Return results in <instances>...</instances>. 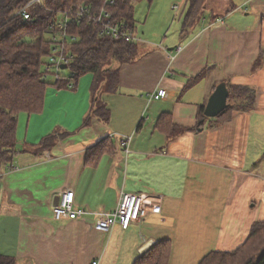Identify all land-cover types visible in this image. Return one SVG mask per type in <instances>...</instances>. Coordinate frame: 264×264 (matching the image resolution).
<instances>
[{
	"label": "crops",
	"instance_id": "1",
	"mask_svg": "<svg viewBox=\"0 0 264 264\" xmlns=\"http://www.w3.org/2000/svg\"><path fill=\"white\" fill-rule=\"evenodd\" d=\"M186 6L145 4L136 52L113 64L116 89L102 91L108 122L94 117L83 125L92 74L76 88L48 87L43 111L19 114L25 149L0 174L1 255L17 264H134L169 239V264H198L211 251L237 249L264 220V0H205L184 30ZM222 82L253 86L255 104L201 125L199 111ZM159 88L168 96L152 99ZM163 116L171 123L162 128ZM55 130L66 136L35 151ZM106 139L115 146L87 161ZM67 188L87 212L56 219L53 207ZM122 191L160 196L161 212L127 228L97 229V212L113 210Z\"/></svg>",
	"mask_w": 264,
	"mask_h": 264
},
{
	"label": "trees",
	"instance_id": "2",
	"mask_svg": "<svg viewBox=\"0 0 264 264\" xmlns=\"http://www.w3.org/2000/svg\"><path fill=\"white\" fill-rule=\"evenodd\" d=\"M32 0H0V168H11L19 148L17 137L18 118L21 112H41L44 109L47 89L50 85L57 89L76 88L80 79L93 75L91 92L93 99L90 111L84 117L83 125L88 126L94 117L108 122L111 112L102 100V91L116 89L118 68L114 63L129 61L136 52V41L114 40L100 35V30L88 22L75 19L80 6L89 7L91 11L99 10L105 0H43L42 4L34 2L30 6V18H25L21 9ZM135 0L109 1V9L114 19L124 21L136 31L134 18ZM152 3L154 0H148ZM205 0H187L183 29L188 30L201 17ZM70 11L69 31L79 39L67 44L74 54L73 61L67 68L61 67L59 78L51 83L49 76H44L47 58L55 53L57 44L52 34L58 31L56 25L63 17V12ZM54 28V29H53ZM50 35V38L47 36ZM65 69L69 73H64ZM53 73V72H51ZM230 91L228 108L217 117H227L233 110H248L255 104L256 89L249 85L228 84ZM205 107L199 111V121L207 117ZM171 120L163 116L161 127L169 126ZM167 133L175 130L172 124ZM56 130L45 136L38 145L37 152L51 149L57 142ZM115 142L106 139L88 151L87 161L110 151ZM25 149V148H24ZM171 240L154 243L139 256L134 264H169ZM0 264H17L10 256L0 254ZM198 264H264V220L256 221L247 240L235 250L209 252Z\"/></svg>",
	"mask_w": 264,
	"mask_h": 264
},
{
	"label": "built area",
	"instance_id": "3",
	"mask_svg": "<svg viewBox=\"0 0 264 264\" xmlns=\"http://www.w3.org/2000/svg\"><path fill=\"white\" fill-rule=\"evenodd\" d=\"M109 1L114 2V0H105L103 6L97 11H91L89 7L85 6L78 7L75 19L79 23L80 21H85L98 28L101 36L128 42L136 41L135 31L128 27L124 21L114 19L113 13L108 6ZM34 2L42 4L43 0H32L23 7L21 12L25 18L31 17L30 6ZM72 14L73 12L71 13L70 11L67 13L63 12L62 19L56 25L58 31L52 34V39L56 42L57 48L55 53L49 57V62L45 66L44 76L46 78L50 74H53L56 79L59 78L62 65L68 66L73 61L74 54L68 50L67 44L75 42L79 38L72 35L69 31ZM180 49L181 47L178 48V50ZM167 96L168 91L165 88H159L150 97L157 100ZM128 142V140L123 139V146H127ZM1 173L2 170L0 168ZM161 202L162 199L158 195L122 191L118 205L113 210L97 212L96 228L103 231H110L117 225L127 228L132 223L141 221L149 212L160 213L162 210ZM86 212L85 209L76 207L74 191L69 188L61 191L59 201L53 207L56 219H76L83 216ZM93 264H97V261Z\"/></svg>",
	"mask_w": 264,
	"mask_h": 264
},
{
	"label": "water",
	"instance_id": "4",
	"mask_svg": "<svg viewBox=\"0 0 264 264\" xmlns=\"http://www.w3.org/2000/svg\"><path fill=\"white\" fill-rule=\"evenodd\" d=\"M67 68V65H62ZM229 88L226 82L220 83L211 94L207 105L205 106V115L207 117H217L228 108Z\"/></svg>",
	"mask_w": 264,
	"mask_h": 264
},
{
	"label": "rangeland",
	"instance_id": "5",
	"mask_svg": "<svg viewBox=\"0 0 264 264\" xmlns=\"http://www.w3.org/2000/svg\"><path fill=\"white\" fill-rule=\"evenodd\" d=\"M148 3H149L148 0H135L134 1V18H135V21H136L135 26H137V30H138V31H135L136 39L141 37V34H142L141 24L144 22V19H145L144 7H145V4H148ZM173 10L175 11L176 9H173ZM155 30H156V27L153 24H149L147 32H154ZM137 34L139 36H137ZM47 37L50 38V35H48ZM46 60H47V62L49 61L48 58ZM63 72L67 74V73H69V70L65 69ZM87 75H85V76H87ZM85 76H83V77H85ZM48 79H49V81L51 83H53L55 81V76L53 74H50ZM49 87H53L54 88L55 86L50 85Z\"/></svg>",
	"mask_w": 264,
	"mask_h": 264
}]
</instances>
